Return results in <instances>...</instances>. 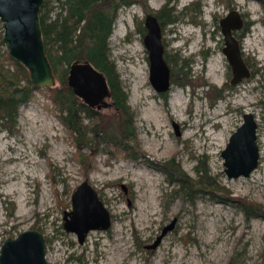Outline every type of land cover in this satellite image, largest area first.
Instances as JSON below:
<instances>
[{
	"label": "rangeland",
	"instance_id": "rangeland-1",
	"mask_svg": "<svg viewBox=\"0 0 264 264\" xmlns=\"http://www.w3.org/2000/svg\"><path fill=\"white\" fill-rule=\"evenodd\" d=\"M54 4L51 17L60 10ZM143 5L119 9L108 57L134 115L130 145L159 166L114 147L94 154L77 150L55 105L44 90L35 91L18 107L13 132L0 122V246L6 237L35 229L44 236L49 264H264V0ZM164 6L167 14L160 18L170 11L175 20L163 26L164 56L170 71L181 68L185 76L179 79L187 82L171 81L159 93L149 81L144 17ZM231 8L249 23L240 42L251 68L248 78L234 84L219 25ZM105 102L89 108L111 128L116 109L111 96ZM244 113L257 122L259 162L249 176L228 178L221 151ZM186 179L192 188L183 184ZM83 180L109 210L111 226L89 231L80 244L63 228V216ZM15 183L21 194L12 189ZM219 246V255L209 258Z\"/></svg>",
	"mask_w": 264,
	"mask_h": 264
},
{
	"label": "water",
	"instance_id": "water-1",
	"mask_svg": "<svg viewBox=\"0 0 264 264\" xmlns=\"http://www.w3.org/2000/svg\"><path fill=\"white\" fill-rule=\"evenodd\" d=\"M44 0H0L2 42L8 55L25 67L30 81L40 87H54L57 78L45 52L40 11ZM238 10H231L220 20L224 46L222 53L231 67V83L251 75L240 43L233 30L242 25ZM143 44L148 54L149 81L159 92L171 86V71L164 57L163 29L152 13L145 14ZM67 84L72 92L88 107L100 108L111 96L105 74L89 61L75 60L67 70ZM176 133L178 126L174 124ZM224 172L228 178L247 177L257 167L260 150L257 144V122L252 113H244L239 126L230 134L221 151ZM71 210L65 211L63 228L76 234L82 244L89 231H106L111 226V214L97 191L83 180L71 195ZM173 227L166 226L150 247H155L161 236ZM0 264H49L45 239L41 232L27 229L15 237H6L0 246Z\"/></svg>",
	"mask_w": 264,
	"mask_h": 264
},
{
	"label": "trees",
	"instance_id": "trees-1",
	"mask_svg": "<svg viewBox=\"0 0 264 264\" xmlns=\"http://www.w3.org/2000/svg\"><path fill=\"white\" fill-rule=\"evenodd\" d=\"M145 2L146 0H44L40 22L45 52L57 78V85L43 89L34 85L25 67L12 59L5 49H0V122L13 132L18 107L30 101L35 91L44 90L45 96L57 108L59 120L73 136L77 150L86 148L94 154L99 149L114 147L123 151L128 158L137 160L142 156L146 163L159 166V162L150 160L143 152L139 153L130 145L136 139L134 115L129 110L128 96L122 88L115 66L108 57V37L119 9L136 3L144 6ZM54 3L60 6V10L51 17L49 13L55 8ZM169 12L166 18L161 19V14H167L166 6L157 11L161 26L175 21ZM0 45H4L2 30ZM75 60H87L105 74L116 109L113 127H106L103 116L86 106L68 86V66ZM183 76L181 68L171 70L172 83L185 84L187 79H179ZM183 184L192 188L188 185L191 184L190 179H186Z\"/></svg>",
	"mask_w": 264,
	"mask_h": 264
},
{
	"label": "flooded vegetation",
	"instance_id": "flooded-vegetation-1",
	"mask_svg": "<svg viewBox=\"0 0 264 264\" xmlns=\"http://www.w3.org/2000/svg\"><path fill=\"white\" fill-rule=\"evenodd\" d=\"M257 1H260V0H257ZM230 8V7H229ZM231 10H234V8H231V9H229L228 10V12L225 14V15H227ZM238 10V9H237ZM238 12H239V15L241 16V18H242V20H243V22H242V25L238 28V29H236V30H233V35L238 39V41H239V43H240V48H241V50H242V55H243V58H244V61H245V63H246V65L248 66V68L251 70V68H250V64H249V62H248V60H246V58H245V56H244V52H243V48H242V44H241V42H240V39H242V37L244 36V34L246 33V31H247V29H248V25H249V23H248V21L246 20V16H245V14L244 13H241L239 10H238ZM156 16V15H155ZM157 17V16H156ZM157 19H158V17H157ZM221 20V19H220ZM220 20H219V25H220ZM158 21H159V19H158ZM159 23H160V21H159ZM161 25V24H160ZM162 27V29H163V26H161ZM165 57V56H164ZM166 59V58H165ZM228 66L230 67V65L228 64ZM230 69H231V67H230ZM232 73V72H231ZM231 83V82H230ZM232 84V83H231ZM57 85V84H56ZM86 105V104H85ZM87 106V105H86Z\"/></svg>",
	"mask_w": 264,
	"mask_h": 264
},
{
	"label": "bare ground",
	"instance_id": "bare-ground-1",
	"mask_svg": "<svg viewBox=\"0 0 264 264\" xmlns=\"http://www.w3.org/2000/svg\"><path fill=\"white\" fill-rule=\"evenodd\" d=\"M220 136V135H219ZM218 136V137H219ZM217 137V138H218ZM215 139H216V137H215ZM219 142V141H218ZM217 147V146H216ZM11 186H12V189H14V187H16L17 186V183H15V184H11ZM16 190H17V192L19 193V194H21V189H20V187L18 186V187H16ZM221 247H223V246H219V247H217V248H215L213 251V254L211 255V256H208L209 258H211V259H213L214 257H216V256H218L219 255V250L220 249H222Z\"/></svg>",
	"mask_w": 264,
	"mask_h": 264
}]
</instances>
